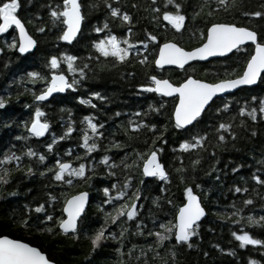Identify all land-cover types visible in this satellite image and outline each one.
I'll return each instance as SVG.
<instances>
[{
	"label": "trees",
	"instance_id": "16d2710c",
	"mask_svg": "<svg viewBox=\"0 0 264 264\" xmlns=\"http://www.w3.org/2000/svg\"><path fill=\"white\" fill-rule=\"evenodd\" d=\"M55 4V0H35L33 5H26L20 10V16L27 18L34 14L41 15L44 21L48 20L47 8L40 7L44 3ZM86 4H95L94 8L87 10V17L84 22V36L79 43L74 45H65L63 42L56 40V32H48L47 35L37 33L32 28L31 24L27 25L28 30L38 40V45L35 50L24 57H19L18 53L9 52L6 48L3 54H0V96L8 100L6 109L0 110V121H14L11 128H3L0 126V158L2 154L11 148L18 155L21 151H26L31 147L38 154L46 156L44 164L39 163L36 157L29 159L24 157L25 165L31 163L36 169V174L30 178H25L21 171L13 172L10 179L12 183L7 186V191L0 192V237L8 236L12 239H17L26 242L34 247L39 248L47 254L48 258L57 264H86L85 257L90 251L88 240L81 235L79 240L73 241L62 235H51L46 231L38 230L40 227L52 226V222L46 225H41L39 218H43L44 212L35 213L28 212L29 209H34L43 204L48 213L52 212V207L48 206L49 195L56 196L62 201L66 195H72L83 190L90 191L91 200L85 215L83 216V230L89 234L96 228L100 227L105 222L104 212H111L110 205L103 204L105 199L102 189L109 187L112 183H122L124 176L119 168L113 169L116 173L115 177H108L106 166L99 163L104 155H108L112 159L111 162L120 164V159L126 153L129 155V163L136 160V151H141L146 147L145 140L152 136L147 129H142L140 133H130L133 137L138 136V139L129 140L126 136L125 129L129 119L144 123L159 122L162 126L167 124L166 119L168 111L172 108V99L161 98L153 93H139L137 89L141 84L147 81V76L155 74L158 78L168 79L173 84H179L186 76L190 75L194 78L215 82L217 78L224 77L225 74H230L229 78L240 73L243 68V62L232 55L227 59H216L205 64H193L185 70L155 69L153 64L147 67H142L135 62L133 58L131 65H117L116 67H97V62L93 61L91 70L87 73V79L79 83L77 90L73 92L68 90L65 95H57L55 99H51V104L43 103L40 106L46 113V117L50 123V129L42 138H29L27 142L17 141L14 139L17 135H27L24 132L23 121L29 118V113L32 108L24 109L23 104H32V95L25 91L31 89L32 92H39L43 85L39 82L32 84L27 83V72L37 71L48 75L49 69L45 67L46 60L53 54L67 53L77 55L80 59L77 64L87 62V57L92 50L86 45L91 40L96 39V33L90 30L91 26H102L108 22L113 34L118 38H126L125 31L127 26H122L119 19L113 20L110 16L107 7L103 0H84ZM113 7H119L121 11L127 12L134 19V27L130 39L137 43L145 39V33L151 32L158 38L159 43L166 40L174 41L187 50H191L200 44L199 32L204 30L207 19H212L217 22H231L244 27L256 30L264 34V19L258 17H245L242 12H264V0H238L240 9L235 15H229L220 10L217 15L209 18L206 16L209 11L208 5L218 7L215 0H188L192 8L188 11L200 12L199 16L195 17V21L189 19L186 22L187 30L183 32V37L180 34L174 35V30L163 26L157 27L152 23V15L150 11H146V6L150 0H110ZM135 4L136 7L132 5ZM37 24L40 21H36ZM11 31V30H10ZM103 36V33L100 34ZM0 38V47H3V39ZM143 51V49H141ZM149 58L154 54L151 46L148 53ZM7 65V67H5ZM61 69L66 72V66L61 65ZM134 73V76H128L127 73ZM71 79V77H69ZM19 81V84L16 83ZM11 84V87L9 85ZM99 92L106 97L104 101L92 100V93ZM23 93L22 95H17ZM264 99V83H259L254 88L241 89L233 95L219 98L215 101L202 116L201 123L197 130L200 133L207 134L206 150H190L185 153L182 151L173 152V148L179 149V142L185 138L184 133H174L172 129L166 133L167 144L160 145L164 148L160 159L166 167L170 175V183L165 184L159 180H148L141 177L140 170L135 165L130 170V174L135 176L132 181L135 187H139L142 193L141 199L137 201L142 207L139 209L140 216L138 219L146 225L144 231L153 228V221L156 222V230H159V223H166L174 217L176 207L183 202L184 187L191 186L201 200L204 208L207 211V216L200 223L198 235L192 238V248L180 247L173 249L172 243L165 242V246L156 248L154 237L133 235L136 231L135 223L129 221L126 227L128 232L124 234L122 251L124 255L119 257L123 264H173L172 251L176 252L175 264H249L250 260L257 261L258 264H264V248L259 246L247 245L245 248H240L239 241H236L232 236L235 231L238 235L247 232L254 238H259L264 241V229L249 226L246 222L247 215L251 214L255 217L264 215V185H256L251 180V175L255 172L264 176V167L257 163L264 155V121L258 120L253 123L246 115L239 116L238 110L244 107L250 110L256 106V102L252 101V97ZM78 98L92 100V103L97 105L96 109L89 106L79 104ZM224 102L229 103V111L223 112ZM164 103V108L160 109L159 113L149 110V105L159 108V103ZM220 109L217 112V109ZM60 109H68L72 115L67 112H61ZM120 112L121 115L116 117L114 114ZM134 112H147L148 115L141 117L133 116ZM86 115L96 116L99 122H103L105 127L100 129L104 133V138L98 142L97 151L91 154L90 159L93 162L95 175L87 183L79 180H74L75 187H69L66 184L55 186L57 182L51 181L52 173H48L45 177H41L39 172L46 166L54 164L56 156L53 153H48L46 144L51 142L53 135L63 134L64 127L69 120L73 121L75 131L71 137L60 141L54 145V153H58L63 160L72 162L73 166H77L80 161H75L73 157L76 153H83L84 149L77 147V144L82 142L81 128L86 127L80 121ZM234 117V119H232ZM241 121L244 122V127H240ZM218 122L232 123V131L236 133L237 139H228L227 143L221 147H214L217 143L216 134L213 126ZM17 125H20L19 127ZM255 130L257 135L251 136V131ZM227 137V134H225ZM112 143L126 145L123 150L113 148L111 151H105L106 145ZM150 143V141H149ZM73 150V157L64 156V152ZM216 153L219 163L216 164L220 171V180L214 177L205 175L211 165L214 163L212 153ZM177 157L179 159H177ZM200 159V164L196 166V170L192 171L191 162ZM186 169L180 175L184 176V183H181L176 168L181 166ZM225 165L228 167L225 168ZM235 165H242L237 173H233L231 168ZM227 173V174H225ZM194 177V179H193ZM243 177V179H241ZM143 179V185L140 180ZM200 184V188L195 185ZM45 185H52L45 187ZM234 186L248 188V192L241 195L233 193L231 190ZM166 188L167 191L161 192V188ZM255 189V190H254ZM17 191V196H8V191ZM114 195V193H112ZM130 194V193H129ZM146 197V198H145ZM160 197L161 208L153 204V200ZM252 199L253 204L245 206L242 201L244 199ZM165 199H171L172 205L165 202ZM129 203H131L129 201ZM235 205V208L232 206ZM55 206V205H54ZM104 211H100V208ZM235 209H242L240 216L231 217L230 213ZM28 213L31 216L29 227L20 226L22 216ZM223 215V219L218 218ZM55 216L59 217L60 212L56 211ZM245 217V219H241ZM234 220H240L239 223H234ZM108 229L110 232L117 235L121 228L111 223L108 220ZM58 231V229H57ZM152 244L153 248L158 252L155 255L153 251H148V245ZM135 245V248L133 246ZM119 245L111 239L105 241L102 246L92 255L91 264H116L117 255L114 249ZM129 249H132L129 252ZM232 252L233 255L226 253ZM207 253V256L204 254ZM155 257V258H154Z\"/></svg>",
	"mask_w": 264,
	"mask_h": 264
},
{
	"label": "snow or ice",
	"instance_id": "6c2138e0",
	"mask_svg": "<svg viewBox=\"0 0 264 264\" xmlns=\"http://www.w3.org/2000/svg\"><path fill=\"white\" fill-rule=\"evenodd\" d=\"M34 2L35 0H0V37H4L5 34L10 37V39H3V47H0V54H3L6 48L9 52L18 53L19 57L27 59L26 54L31 53L39 43L28 30L27 25L29 24H31L35 32L45 35L55 30L56 40L63 42L65 45H74V42L79 43L84 36V22L87 17V10L95 7V4H86L84 0H55L54 5L50 2L40 5V7L48 10L47 21H44L42 16L38 14L27 18L21 17L20 10L26 5H33ZM103 2L113 20L119 19L122 26H127L125 29L128 34L127 37L118 38L117 35L112 33L108 22L103 23L102 26H91L90 30L96 33L97 38L86 45L92 50L91 54L86 58L87 62L77 64L80 58L73 54H53L45 63V67L50 70L48 75L37 71H28L26 74L27 83L35 84L39 82L43 87L38 93L32 92L31 89L25 90L31 93L33 99L32 104L24 103L23 108H32L33 110L29 113V118L23 121L24 132L27 135H17L14 137L15 140L27 142L29 138L44 137L49 132L50 123L47 119H43L46 117V113L40 105L44 102L51 104L49 98L55 99L54 94L65 93L66 90L75 92L78 84L87 79V73L91 70L93 61L97 62V67L114 68L117 65H131L133 58H135V62L142 67L153 64L155 69H163L167 65L176 66L185 71V65H190V62L207 61L213 57H228L229 54L237 56L243 62L241 72L234 77L229 78L230 74L226 73L224 77L217 78L215 82L211 83L194 79L190 75L186 76L179 84H173L168 79L158 78L155 74L147 76V81L141 84L137 91L139 93H153L161 98L172 99V108L168 111L166 117L168 123L161 126L159 122L144 123L143 120L135 121L129 119L124 133L129 140L138 139V136L133 137L130 133H140L142 129H147L148 132L152 133V136L145 140L146 147L141 151L133 149L136 160L132 163L128 162L130 154L127 153L121 157L120 164H116L114 161L110 163L112 158L108 155H104L101 158L99 163L106 166L108 177H115L116 173L113 169L119 168L124 180L122 183H112L109 187L102 189L105 197L102 203L110 205L112 210L111 212H104V224L93 230L91 234L83 230V215L85 214L89 195L87 191L79 192L71 197L65 195L62 201L56 196L49 195L47 203L53 209L51 213L46 211L43 204L28 210L29 213L31 211L45 213L43 218L38 217L41 225L52 222V226L38 228L41 232L46 231L51 235H62L73 241L79 240L81 235H83L90 244L89 254L85 257L86 264H91L92 255L109 239L119 245L114 249L118 258L116 264H123L119 257L124 255L122 251L124 247L123 239L124 234L128 232V227L125 225L129 221L135 223L136 231L132 234L154 237V244L157 249L164 247L165 242L172 243V241H174L173 249L180 247L192 248V238L198 235L199 222L206 215L202 201L195 194L193 187L187 185L184 187L183 202L176 207L174 217L171 220L166 223H159V230H156V222L153 221V228L145 232L144 228H146V225L143 224L141 219H138L140 216L139 209L142 205H138L137 201L141 199L142 193L139 187L133 185L132 181L135 176L130 174V170L135 165L140 170L141 177L156 178L165 184L171 182L170 175L160 159L161 154L164 152V148L160 145L168 143L166 133L169 129H172L174 133L185 134L183 141L179 142V149L173 148V152L179 150L187 153L190 150H206L207 134L202 135L197 130V127L201 123L202 115L207 109L212 107L216 98H222L225 94H234L235 90L241 89L243 86L256 85L258 81L264 83V34L236 23L217 22L207 19L204 30L199 32V46L191 50H185L174 41L166 40L163 43H159L157 36L151 32L145 33L144 40L134 43L130 39L134 27L133 17L127 12L121 11L119 7H113L110 0H103ZM116 2L118 3V0ZM215 3L218 7H214L211 4L208 5L209 11L206 16L209 18L217 15L220 10L234 16L240 9L238 0H215ZM132 6L136 7L135 4ZM190 8H192V5L188 0H150L145 10L150 11L152 23L157 27L163 26L174 30V35L180 34L182 38L183 32L187 30L186 22L189 19L194 22L195 17L200 15V12L196 11L189 13L188 10ZM242 15L264 19V12L262 11H244ZM36 21H40V23L37 24ZM101 33H103V36L100 35ZM150 46L154 53L151 59L146 54ZM61 65L66 66V72L61 69ZM127 75L134 76L135 74L129 72ZM16 83L19 84V81H16ZM9 87H11V84ZM22 94L18 93L17 95ZM105 99L106 97L99 92L92 93V100L104 101ZM92 100L78 98L77 102L96 109L97 105L92 103ZM252 101L256 102V106L247 111L244 107L239 108V116L244 117L246 115L253 123L258 120L264 121V99H258L254 96ZM158 103L159 108L149 105V110L159 113L160 109L164 108V103ZM7 104L8 100L0 96V110L6 109ZM222 104V111L228 112L229 103L222 100ZM60 111L67 112L69 116L72 115L68 109H60ZM219 111L220 109L218 108L217 112ZM114 115L119 117L121 113L116 112ZM142 115L147 116L148 113H133L135 117H141ZM13 122L12 120L0 121V126L11 128ZM80 123L86 125V127L81 128L82 136L79 139L82 142L78 143L77 147L84 149V152L82 154L76 153L74 157L73 150L64 152V156L73 157L75 161H80L77 166H73L72 162L65 161L58 153H54V145L70 138L75 131L72 120H69L63 126V134L53 135L51 142L46 144L47 152L53 153L56 159L53 165L46 166L39 172V175L43 178L48 173H52L50 180L57 182L55 186L66 184L69 187H75L74 180L87 183L95 175V169L90 157L94 151L98 150V142L104 138V133L100 129H103L105 124L99 122L97 117L92 115L84 116ZM17 126L19 127L20 125ZM239 126L244 127V122L241 121ZM232 127L233 125L230 122H218L213 126L217 141L214 147L225 145L229 138L233 141L237 139ZM225 134H227V137ZM250 135L255 137L257 132L253 130ZM125 146L124 144L112 143L105 146V151H111L113 148L123 150ZM211 155L214 163L205 171V175L211 177L213 173H216L214 178L220 180L221 169L216 167L219 160L215 152ZM25 156L29 159L36 157L41 164L46 161L45 155L38 154L31 147H28L26 151L22 150L19 155L12 151L11 148L6 150L2 154V158H0V192L7 191V186L12 183L10 177L13 172L21 171L25 178H30L36 174V169L31 163L27 165L23 163ZM177 159L179 158L177 157ZM257 163L264 167V155ZM199 164V158L193 160L191 162L192 171H195L196 166ZM241 166L235 165L231 168V171L237 173ZM227 167L225 165V168ZM185 171L186 169L181 162V166L176 168L181 183H184L185 178L180 174ZM251 180L256 185H264V176L255 172L251 175ZM143 183L144 180L141 179L140 184L143 185ZM50 186L52 185H45V187ZM195 187L200 188L201 185L196 184ZM231 190L234 194L240 193L241 195L248 192V188L238 186H234ZM160 191L163 193L167 189L162 187ZM18 194L14 190L7 192V195L12 197ZM160 200V197L153 200V204L158 208L162 207ZM165 202L172 205L171 199H165ZM242 203L245 206L252 205L253 200L250 198L244 199ZM232 207L235 208V205ZM99 210L104 211L102 207ZM56 211L60 212L59 217L55 216ZM242 211V209H235L230 213V216H240ZM218 218L223 219V215ZM30 219L31 216L26 213L19 222L20 226L29 227ZM241 219H245V217H241ZM108 220H111L112 224L121 228L118 235L109 231ZM233 222L239 223L240 220H234ZM246 222L249 226L264 229V215L255 217L249 214L246 217ZM231 234L236 241H239L238 246L242 249L247 245L264 248V241L254 238L247 232L238 235L233 231ZM133 248H135V245ZM147 250L153 251L155 255H158L152 244L148 245ZM131 251L132 249H129V252ZM226 254L233 255L234 253L228 252ZM171 255L173 264H175L177 254L172 251ZM204 255L207 256V253ZM261 255H264V252H261ZM0 264H52V262L37 247L5 236L0 237ZM249 264H258V262L250 260Z\"/></svg>",
	"mask_w": 264,
	"mask_h": 264
},
{
	"label": "water",
	"instance_id": "95a60500",
	"mask_svg": "<svg viewBox=\"0 0 264 264\" xmlns=\"http://www.w3.org/2000/svg\"><path fill=\"white\" fill-rule=\"evenodd\" d=\"M1 38V37H0ZM178 46H180V47H182L181 45H179L178 44ZM185 49V48H184ZM35 50V49H34ZM33 50V51H34ZM185 50H187V49H185ZM32 51V52H33ZM31 52V53H32ZM28 54H30V53H28ZM28 54H26V55H28ZM231 54H229V56H230ZM221 58H225V57H213V58H209V60H207V61H200V62H190V65H185V68H187V67H189V66H192L193 64H205V63H208V62H210V61H213V60H216V59H221ZM166 69H177V70H182V69H179V68H177L176 66H165L163 69H158V70H166ZM194 78V77H193ZM194 79H197V78H194ZM198 80H201V79H198ZM170 81V80H169ZM202 81H205V80H202ZM171 82V81H170ZM205 82H209V81H205ZM172 83V82H171ZM209 83H211V82H209ZM260 82L258 81V83L256 84V85H253V86H243L241 89H245V88H254V87H256V86H258V84H259ZM241 89H237V90H235V92H234V94L236 93V92H238L239 90H241ZM68 90H66L65 91V93H58V94H54V96H57V95H65L66 94V92H67ZM229 95H233V94H225L223 97H226V96H229ZM52 98L50 97L49 98V100H51ZM165 99H171V98H165ZM217 99H219V98H216V100ZM215 100V101H216ZM44 103H47V102H44ZM208 110V109H207ZM206 110V111H207ZM204 115V114H203ZM202 115V116H203ZM47 134V133H46ZM45 134V135H46ZM40 138H42V137H40ZM145 178H147V179H152V177H145ZM88 194H89V192H88ZM198 196V195H197ZM198 198L200 199V197L198 196ZM90 200H91V195L89 194L88 195V203L86 204V207H85V212L87 211V208H88V206H89V203H90ZM201 200V199H200ZM202 206H203V204H202ZM204 207V206H203ZM205 209V208H204ZM205 212H206V215H207V211H206V209H205ZM206 215L201 219V221L199 222V223H201L202 222V220L206 217ZM84 216V215H83ZM2 237H5V236H2ZM6 237H8V236H6ZM8 238H10V237H8ZM10 239H12V238H10ZM20 241V240H19ZM21 242H23V241H21ZM24 243H26V242H24ZM28 244V243H27ZM30 245V244H29ZM30 246H32V245H30ZM39 249V248H38ZM40 250V249H39ZM45 254V253H44ZM46 255V254H45ZM46 257L48 258V256L46 255ZM49 259V258H48ZM50 260V259H49ZM51 261V260H50ZM52 262V264H57V263H55V262H53V261H51Z\"/></svg>",
	"mask_w": 264,
	"mask_h": 264
},
{
	"label": "flooded vegetation",
	"instance_id": "af4514ba",
	"mask_svg": "<svg viewBox=\"0 0 264 264\" xmlns=\"http://www.w3.org/2000/svg\"><path fill=\"white\" fill-rule=\"evenodd\" d=\"M232 56V54L230 55V56H228V57H231ZM228 57H225V58H221V59H227ZM147 179V178H146ZM148 180H158V179H156V178H152V179H148ZM83 191H85V190H83ZM89 193H90V191H89ZM137 204L139 205V203L137 202ZM86 213V212H85ZM85 215V214H84Z\"/></svg>",
	"mask_w": 264,
	"mask_h": 264
},
{
	"label": "bare ground",
	"instance_id": "6f19581e",
	"mask_svg": "<svg viewBox=\"0 0 264 264\" xmlns=\"http://www.w3.org/2000/svg\"><path fill=\"white\" fill-rule=\"evenodd\" d=\"M81 192H83V191H81ZM87 192H88V191H87ZM78 193H79V192H78ZM76 194H77V193H76ZM89 194H90V193H89ZM74 195H75V194H74ZM200 199H201V198H200ZM201 201H202V200H201ZM206 216H207V215H206ZM204 219H205V218H204ZM204 219H203V220H204ZM43 253H44V252H43ZM46 255H47V254H46Z\"/></svg>",
	"mask_w": 264,
	"mask_h": 264
}]
</instances>
